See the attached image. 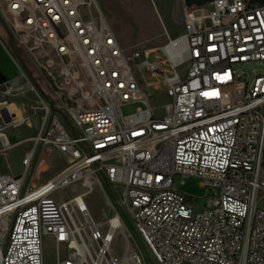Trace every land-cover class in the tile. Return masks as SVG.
<instances>
[{
    "label": "built area",
    "instance_id": "built-area-1",
    "mask_svg": "<svg viewBox=\"0 0 264 264\" xmlns=\"http://www.w3.org/2000/svg\"><path fill=\"white\" fill-rule=\"evenodd\" d=\"M0 11L50 96L13 54L20 73L0 82V154L18 144L7 127L30 119L18 99L33 93L45 115L25 172L0 170V264H44L45 235L57 264H146L129 252L134 231L157 264H264V4L185 6L182 34L164 28V44L130 51L97 0H0ZM48 147L68 166L26 182ZM177 177L207 189L198 212ZM104 183L119 206L108 198L113 214L97 220L86 195ZM117 231L122 257L112 251Z\"/></svg>",
    "mask_w": 264,
    "mask_h": 264
},
{
    "label": "rangeland",
    "instance_id": "rangeland-1",
    "mask_svg": "<svg viewBox=\"0 0 264 264\" xmlns=\"http://www.w3.org/2000/svg\"><path fill=\"white\" fill-rule=\"evenodd\" d=\"M101 10L111 24L121 43L130 51L132 49L155 48L166 42L164 28L168 30L172 37H177L185 30L184 25V2L183 0H97ZM0 82L12 79L20 73L17 62L9 46L8 35L0 24ZM16 44V41L14 39ZM20 54L23 56L30 69L39 72L33 58L24 49L16 44ZM256 67H259L256 64ZM41 75V72H39ZM43 73L46 75L45 71ZM47 76V75H46ZM41 83L46 88V80L42 76ZM155 95H161L160 91H154ZM38 98L29 93L28 97L18 99L19 105L24 110L25 115L29 116L28 123L22 125L9 126L6 133L12 143H18L8 152L0 154V170L4 173H14L21 175L25 172L23 158L28 151L34 147L33 138L38 134L45 110L42 108L34 109L38 104ZM58 104V102L56 103ZM138 104L130 103L122 107L124 114L133 113ZM22 116H24L23 111ZM62 120L67 126L73 125L68 116L63 113ZM1 126V122H0ZM71 127V126H70ZM68 166L67 157L59 148L48 147L47 153L37 155L28 175L26 182L32 185H39L48 181L59 174ZM176 187L184 194L198 198L195 202V211L201 210L206 203L207 189L202 186L198 178H188L183 180L176 178ZM105 191L95 187L86 195V201L92 214L100 220L103 212L113 214L108 205V198L118 205V195L115 190L104 183ZM116 205V206H117ZM119 206V205H118ZM117 206V207H118ZM260 208L264 209V198L260 201ZM120 212H122L119 209ZM123 214V213H122ZM124 216V215H123ZM129 225V223H127ZM103 229H107L105 225ZM134 238L130 239L129 252L132 249L139 250L146 261V264H157L148 248L134 231ZM7 242V239H6ZM139 246H138V245ZM126 249L124 235L117 231L112 245V251L118 257H122ZM56 245L50 235H45L43 241V260L44 264H57L59 260Z\"/></svg>",
    "mask_w": 264,
    "mask_h": 264
},
{
    "label": "water",
    "instance_id": "water-1",
    "mask_svg": "<svg viewBox=\"0 0 264 264\" xmlns=\"http://www.w3.org/2000/svg\"><path fill=\"white\" fill-rule=\"evenodd\" d=\"M211 1H213V0H183L184 5L186 7L200 6V5L206 4V3L211 2ZM249 2L250 3L264 4V0H249ZM196 14H199V12H196ZM0 24H1V26L3 27V29L5 30V32L8 35L9 46H10V49L12 50L13 54L19 60V62L21 63V65L24 67V69L26 70V72L28 73V75L30 76V78L32 79V81L38 87V89L41 92V94L47 100H49L50 99V96L42 89V87L39 84L38 80L34 77V75L32 74V72L30 71V69H29L27 63L25 62L23 56L18 51V49L16 47V44L14 42V36H13L12 30L10 29L7 21L3 17L1 11H0ZM50 105H51V108L52 109H55L54 104L52 102L50 103Z\"/></svg>",
    "mask_w": 264,
    "mask_h": 264
},
{
    "label": "bare ground",
    "instance_id": "bare-ground-1",
    "mask_svg": "<svg viewBox=\"0 0 264 264\" xmlns=\"http://www.w3.org/2000/svg\"><path fill=\"white\" fill-rule=\"evenodd\" d=\"M89 192H91V191H88L87 193H89ZM87 193H86V194H87ZM84 202L86 203L85 199H84ZM116 219H117V217H116Z\"/></svg>",
    "mask_w": 264,
    "mask_h": 264
},
{
    "label": "trees",
    "instance_id": "trees-1",
    "mask_svg": "<svg viewBox=\"0 0 264 264\" xmlns=\"http://www.w3.org/2000/svg\"><path fill=\"white\" fill-rule=\"evenodd\" d=\"M35 74V73H34ZM55 108H56V110L58 109V107L55 105Z\"/></svg>",
    "mask_w": 264,
    "mask_h": 264
}]
</instances>
